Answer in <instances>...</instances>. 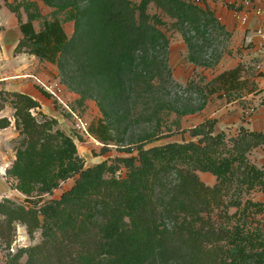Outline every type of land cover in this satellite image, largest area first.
Wrapping results in <instances>:
<instances>
[{
    "label": "rangeland",
    "instance_id": "rangeland-1",
    "mask_svg": "<svg viewBox=\"0 0 264 264\" xmlns=\"http://www.w3.org/2000/svg\"><path fill=\"white\" fill-rule=\"evenodd\" d=\"M158 1L163 8L152 2L148 14L163 25L141 50L128 51L124 38L118 58L101 0H0V92L41 96L46 104L34 115L51 120L57 137L53 147L25 146L14 109L0 113L11 121L0 128L9 186L0 194L40 221L30 234L15 220L12 242L0 241V264H33V247L60 237L73 218L85 219L79 208L85 198L126 182H135V193L112 221L110 208L91 210L109 248L85 264H197L189 234L197 226L183 200L186 169L211 188L223 183V204L212 217L228 231L225 264H264V144L249 148L245 134L264 116V48L256 37L264 0L250 1L241 21L235 15L249 0ZM28 2L39 15L37 31L55 17L63 24L69 45L56 64L15 53L22 35L13 11L27 21ZM236 68L237 80H217ZM80 120L102 121L112 140L86 136L75 128ZM214 161L228 164L223 179L212 172ZM139 205L157 213L145 233L129 225Z\"/></svg>",
    "mask_w": 264,
    "mask_h": 264
},
{
    "label": "trees",
    "instance_id": "trees-1",
    "mask_svg": "<svg viewBox=\"0 0 264 264\" xmlns=\"http://www.w3.org/2000/svg\"><path fill=\"white\" fill-rule=\"evenodd\" d=\"M101 1L104 5L105 13L104 26L108 31H111V29L115 31L114 35L112 31L111 33L114 38L113 43H116L115 51H118V58L126 52V45L123 41L128 40L130 48L128 51L141 50L143 48L142 43L151 40L150 35L154 33L156 26L163 25V22L158 17H152L148 14L149 5L152 2L160 7L163 6L158 0H141L138 5L130 0ZM26 6L28 10L27 21L22 20L19 12L13 11L18 18L19 30L22 35L15 48V53H29L49 63H58L60 56L69 45V39L61 20L56 17L53 20H45L40 31H37L33 22L39 15L29 12V8L33 6L32 3L28 2ZM238 73L239 68H236L220 74L217 80H237ZM42 93L50 97L47 92L43 91ZM8 105L15 111V126L23 137L22 141L25 146L34 147L40 143L48 145V147L54 146L57 137L51 132L53 129L52 121L49 119L40 121L34 115V112L41 108L40 103L36 99L25 93L1 91L0 113ZM10 124L11 121L8 118H0L1 129L9 127ZM90 132L102 141L108 142L112 140L109 126L102 121L92 125ZM245 134L251 141L249 148L264 144V132L249 131L245 132ZM209 138L217 140L221 137L220 135L216 137L209 135ZM217 164L219 166L216 167ZM227 165L226 162L222 165L221 162L217 163L214 161L210 166L214 169L212 172L218 178L223 179L222 170L227 168ZM182 172L185 188L183 200L187 215L192 220V223L197 226H195L196 229L189 231L190 240L196 247L194 257L197 264H225L227 252L225 242L228 238V231L215 222L212 217L214 207H219L223 204L221 197L224 188L223 183L219 182L211 188L202 182L194 171L186 169ZM100 188L98 190V196H100L98 199L85 198L82 205L79 206L84 211V220L79 221L77 217L73 218L60 237L50 236L42 245L33 247V264H85L86 261L96 260L109 248V240L106 234H101L88 216H90L94 207L101 204L110 208V216L112 215L110 220L112 221L114 212H118L123 203L128 201L135 193V182L129 184L126 182L122 186L106 184ZM1 203L0 241L9 244L12 242L16 219L21 220L27 226L30 234L35 232L40 224L36 212L26 209L25 206L16 205L8 199H4ZM129 216V225H132L134 229L139 228L140 233L147 232L153 221L157 219V213L150 212L143 205L136 206L132 211L130 210ZM126 233L132 234L133 229H126Z\"/></svg>",
    "mask_w": 264,
    "mask_h": 264
},
{
    "label": "built area",
    "instance_id": "built-area-1",
    "mask_svg": "<svg viewBox=\"0 0 264 264\" xmlns=\"http://www.w3.org/2000/svg\"><path fill=\"white\" fill-rule=\"evenodd\" d=\"M248 4H251L250 2ZM258 14L261 15V21H260V26L259 28L256 30V37L259 38L260 40V46L262 48H264V12L260 9L257 11ZM75 128L78 131H81L82 133H84L86 136L88 137H95L91 132H90V123L87 121H82L80 120L78 123H76ZM7 175V166H1L0 167V178L5 179ZM6 199V197H4L2 194H0V203Z\"/></svg>",
    "mask_w": 264,
    "mask_h": 264
},
{
    "label": "crops",
    "instance_id": "crops-1",
    "mask_svg": "<svg viewBox=\"0 0 264 264\" xmlns=\"http://www.w3.org/2000/svg\"><path fill=\"white\" fill-rule=\"evenodd\" d=\"M252 2V0H249L248 2H244L243 3V6H242V12H237L236 14L237 15H235V17L237 18L238 16V18H239V20L241 21L242 20V17L240 16L242 13H244L245 11H246V13H247V11H248V3L249 2ZM250 5V4H249ZM261 10L264 12V2L262 1V4H261ZM258 15V14H257ZM247 16H249V15H247L246 14V17ZM245 17V18H246ZM249 18V17H248ZM256 19H259V17H257ZM255 19V20H256ZM20 31V30H19ZM256 38V37H255ZM258 39V38H257ZM250 41H252V39L250 40ZM259 46H260V40H259ZM255 44H257V43H255ZM258 46V45H257ZM32 97L34 98V99H36L39 103H40V105L41 106H43V109H44V105L46 104V102H44L43 101V99H42V97L41 96H39V95H37V94H34V95H32ZM263 121H264V116H263ZM263 121H259V123H258V126H256V130H253V131H251V132H264V131H262V129H264L263 127H264V123H263ZM9 191V186H8V183L4 180V179H2V178H0V193H7Z\"/></svg>",
    "mask_w": 264,
    "mask_h": 264
}]
</instances>
